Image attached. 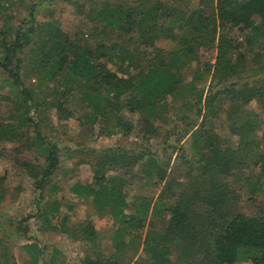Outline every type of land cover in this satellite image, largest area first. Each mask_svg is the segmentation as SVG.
I'll use <instances>...</instances> for the list:
<instances>
[{
    "label": "trees",
    "instance_id": "16d2710c",
    "mask_svg": "<svg viewBox=\"0 0 264 264\" xmlns=\"http://www.w3.org/2000/svg\"><path fill=\"white\" fill-rule=\"evenodd\" d=\"M188 1L185 0L186 5ZM195 1L193 7L181 9L162 0H102L94 17L92 43L55 31L38 47L34 64L44 72V78L63 80V97L71 93L73 84L77 86L78 102L86 109L81 117L84 126L94 127L104 121L131 131L133 126L123 115L126 112L130 117L137 116L136 124L143 125L146 133H154L152 122H167L168 114L175 108L177 116L181 114L179 120L190 122L182 135L185 136L191 132L189 126L196 125L188 114L202 118L190 136V149L200 155L197 163L202 172L194 178L197 187L181 193V198L187 196L185 202L183 198L182 202L162 208L166 216L164 233L153 232L155 237L145 241V262L133 264H173L169 259L171 252H176L186 264H264V213L246 216L237 212V198L222 182L229 177L240 180L234 170L242 173L248 157L254 169L260 164L263 171L256 176V182L251 181L253 171L241 178L249 185L251 194H264V132L257 140V119L246 109L252 101L264 98V65L256 70L250 65L264 50V0ZM29 40L19 31L10 47L1 41L5 57L0 68L7 74L9 89L16 92V114L6 117L14 119L13 123L0 122V140H21L28 134L25 132L33 130L37 139L45 141L38 124L27 116L34 105L32 95L23 87L18 67L7 66V55L20 52ZM159 42H170L172 47L159 48ZM200 49H214L215 61L192 69ZM246 72L254 73L251 77H262L241 83ZM206 79L210 82L204 95L205 88L200 84ZM52 106L66 118L64 105L57 102ZM220 110L225 113L231 132L238 136L235 148H222L220 137L213 131ZM142 159L139 154L134 161L124 162L115 154L95 167L91 184L70 189L74 197L90 201L95 209H108L120 235L143 228L144 211L127 213L129 204L122 183L98 171L105 164L114 170L134 166ZM13 164L32 179L39 202L56 192L55 185L50 183L59 167V150L55 145H48L43 165L18 158H14ZM147 175L150 180L151 173ZM157 176V181L162 182L164 170H159ZM199 177L202 180L197 182ZM59 206L57 200L45 204L35 218L48 228ZM65 222L67 219H62V224ZM88 229L92 231L89 226L73 228L72 232L91 239L93 233ZM18 230L26 233L21 225ZM64 230L71 232L70 228ZM24 246L36 261L39 247ZM85 264L117 262L88 259Z\"/></svg>",
    "mask_w": 264,
    "mask_h": 264
},
{
    "label": "rangeland",
    "instance_id": "374dc122",
    "mask_svg": "<svg viewBox=\"0 0 264 264\" xmlns=\"http://www.w3.org/2000/svg\"><path fill=\"white\" fill-rule=\"evenodd\" d=\"M101 1L0 0V34L5 33V36L0 35V61L3 62L5 57L2 40L10 47L19 31L28 36V45H24L16 54L7 55L10 61L7 66L12 69L18 67L23 87L32 95L34 105L27 116L38 124L39 133L45 139L44 142L40 141L33 130H30L25 132L28 134H24L21 140H0V264H85L88 259L103 263L110 260L117 264L143 263L146 258L143 253L145 241L155 237L153 232L155 235L164 233V207L182 202L183 198L185 202L187 196L181 198V193H189L197 187L194 178L202 172L197 163L200 155L190 149V136L199 127L201 117L188 114L191 122H196V125L189 126L191 132L185 136L182 135L190 122L179 120L181 114L177 116L175 108L168 114L167 122H152L154 133H146L143 125L136 124L137 116L130 117L126 112L123 115L132 124L131 131L116 128L113 123L104 121L94 127L84 126L81 117L86 109L78 102L77 86L73 84L71 93L63 97V80L55 82L44 78V72L34 64L38 47L55 31L74 40L92 43L90 36L96 26L94 17ZM162 1L181 9L191 8L197 3L195 0H186L187 5L185 0ZM232 36L236 38V34L232 33ZM157 46L169 49L172 44L159 42ZM260 53L254 64L250 62L253 70L264 65V50ZM215 55L214 49H200L191 64L192 69L212 65ZM252 74L254 73L243 74L244 80L241 83L262 77H251ZM6 77L7 74L0 68V122L4 124L9 121L11 124L14 119L8 120L6 117L16 114L13 103L16 92L9 89ZM188 78L190 79L189 76ZM209 82L206 79L200 84V87L205 88L204 95ZM57 102L64 105L66 118L52 106ZM246 109L257 119L255 137L259 140L264 132V98L260 102L252 101ZM214 121L213 131L220 137L222 148H235L238 136L231 132L230 123L222 110ZM48 145H55L59 150V167L50 178L56 192L39 202L38 191L32 179L24 170L15 166L13 160L18 158L34 165H43ZM107 150H116V153L104 152ZM115 154L124 162L131 159L134 161L136 156L143 155L142 161L134 166L112 170L109 164H105L98 171L100 175L122 183L129 204L127 213L143 209L144 227L130 235H120L117 232L118 226L112 223L108 209H95L90 201L77 199L70 190L91 184L96 173L95 167ZM105 156L107 157L104 158ZM148 167H151L150 170ZM244 167L240 170L242 173H236L237 170L233 173L240 176V180L229 177L222 182L231 188L232 194L237 198V212L246 216L264 213V194H251L249 185L241 178L253 171L251 181L256 182V176L261 175L263 170L260 164L254 169L253 161L248 157ZM159 170L165 172L162 182L157 181ZM147 173H151L152 180L147 178ZM201 180L199 177L197 182ZM55 200L60 204L59 212L53 219L52 226L46 228L35 215L45 204L51 205ZM64 218L67 222L62 224ZM19 225L22 229L26 228L25 234L18 230ZM89 226L92 231H87L93 233L91 239H84L80 232H72L73 228ZM69 228L70 233L64 232V229ZM31 244H36L40 249L36 261L24 249V245ZM171 253L169 259L173 264H186L176 252Z\"/></svg>",
    "mask_w": 264,
    "mask_h": 264
}]
</instances>
